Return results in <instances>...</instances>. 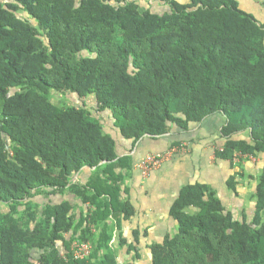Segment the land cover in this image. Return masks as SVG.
Wrapping results in <instances>:
<instances>
[{"label":"trees","instance_id":"16d2710c","mask_svg":"<svg viewBox=\"0 0 264 264\" xmlns=\"http://www.w3.org/2000/svg\"><path fill=\"white\" fill-rule=\"evenodd\" d=\"M8 1H0V201L20 203L48 186L69 187L89 202L79 189L93 190L87 223L99 229L98 264H117L110 216L134 213L109 176L129 168V158L118 155L115 139L86 108L53 104L52 89L93 95L132 143L220 113L226 142L216 157L264 153V22L238 0H162L168 6L162 12H141L137 0ZM19 10L37 27L17 17ZM240 133L246 137H232ZM83 166L101 170L97 185L70 181ZM255 196L257 212L247 223L224 213L210 186L181 187L170 214L178 235L193 244L195 263L204 261V241L209 252L216 242L226 245L235 264H264V160ZM189 206L197 211L186 213ZM72 207L67 200L51 206L32 228L0 222V264H33L36 250L42 264H90L55 247L71 228ZM158 249L152 247V264H161Z\"/></svg>","mask_w":264,"mask_h":264},{"label":"rangeland","instance_id":"374dc122","mask_svg":"<svg viewBox=\"0 0 264 264\" xmlns=\"http://www.w3.org/2000/svg\"><path fill=\"white\" fill-rule=\"evenodd\" d=\"M0 1L3 5L9 2L8 0ZM137 2L141 12L146 9L162 12L168 7L162 0H137ZM254 2L252 3L251 0L244 1L241 6L247 8L254 4L256 6H253L254 10H259V16L262 18L264 16V7L258 1ZM16 15L37 27V22L25 11L19 10ZM38 30L40 40L46 43L47 40L44 33H42L43 30L39 28ZM81 54L83 56L91 55L87 51H83ZM50 100L58 106L86 108L90 115L99 121L105 133L112 135V137L113 134L118 133L116 119L109 110H100L98 108L93 95L78 97L71 92L60 93L52 89L50 91ZM221 123L222 120H213L203 126L202 129H205V133L199 134L197 138L202 141L208 139V141H203L205 144L201 143L202 148H200L201 155H199V158H197L198 152L196 151L195 153L192 145L189 147L187 144L189 149L184 154L178 153L164 162L170 161L173 165L193 170L186 184L199 182L210 186L214 190L216 197L220 199L224 213H229L233 220L250 223L257 212L255 188L262 171L264 153L239 157L238 153L234 152L232 158L228 160L216 157L215 152L221 151L226 142V139L219 132ZM200 126L197 127L199 132ZM232 137L234 139L245 138L246 134H235ZM136 142L128 145L123 154L120 153L121 156L129 158V162L132 155L131 152L136 147ZM194 153L195 157H193ZM205 159L206 164H204ZM161 166L148 176H143L140 172L137 178L134 176L133 171L130 172L131 164L129 168H116L115 174L109 175L113 178L112 182L118 190L119 199L121 201L128 200L134 208L133 215L128 219L123 218L120 214H113L108 219V224L113 226L109 235V245L116 250L117 264H152L154 255L152 247L154 245H159L158 251L161 264H235L226 245L216 242L212 251L209 252L207 250L208 247L203 244L204 241L200 242V249L206 251L204 261L201 262L199 259L195 263L194 260L196 258L193 253L195 251L191 247L193 244L178 235L177 221L170 214V208L179 193H175L177 192V187L167 191L169 193L166 194L169 197L165 198V195L160 190L161 186L159 183H156V181L148 183L150 182L148 181L149 177L154 172H157ZM97 173L101 174V170L83 166L78 172L70 176V181L94 186L99 183L96 180ZM177 179L180 178L177 177ZM228 180L235 183L234 188L228 187ZM186 184H180V189ZM79 190L81 194H85L93 200L91 197L93 190L90 192L83 188ZM133 191L135 192L134 195L137 196L136 199L132 198ZM141 192L144 193L143 197ZM153 192H155L154 196H152ZM175 194L176 197L171 201L170 197L175 196ZM63 200H67L73 205L72 210L68 213L72 225L68 231L61 232V239L56 241V249L65 257L70 253L73 243L87 244L89 252L85 259L87 258L90 264H98L99 259L94 258L93 254L99 229L95 228L93 224L87 223L89 215L94 209V204L91 200L84 202L69 187L64 189H53L48 186L37 187L27 199L22 200L20 203L0 201V222L5 223L9 220H14L22 228H32L37 222L49 215L48 212L51 206ZM196 211L197 209L192 206L185 209V212L190 214ZM195 237L194 240L198 238L197 235ZM165 243H169V245H165ZM210 244H213V241ZM262 247L264 248V244ZM40 253L38 250L32 253L33 264H42L39 259Z\"/></svg>","mask_w":264,"mask_h":264},{"label":"crops","instance_id":"0c3cea01","mask_svg":"<svg viewBox=\"0 0 264 264\" xmlns=\"http://www.w3.org/2000/svg\"><path fill=\"white\" fill-rule=\"evenodd\" d=\"M238 1H239L240 6H241L242 2L249 1V0H238ZM251 1H252V3H255L254 2L255 0H251ZM253 6H254V4L248 6L247 8H244L243 6H241V7H243L244 10L251 12L260 22H264V16H262V18H261L259 16V14H260L259 10L256 9V11H255L254 7H256V6H254V7ZM151 11H153V10H151ZM213 120H222V123L219 127V132H220L222 125L225 123V116L220 114V113H215V114H212V115L206 117L203 121H201L199 123H189L187 130H182L175 125H171L170 130L161 136H158L156 138H151L148 136L142 137L141 139H139L136 142V147L131 152L132 155L130 158V164H131L130 172L133 171L135 174L134 176L137 178L138 175L140 174L139 164L147 155L164 152L167 148L177 145V143L178 144L186 143L189 145V147H191V145H192V149L195 151V153H196V151L198 152L197 158H199L200 157L199 155H201V152H200L201 149L200 148H202L201 143L205 144V142H203V141H208V139H205L202 141L201 139H198L197 136H199V134L202 135L203 133H205V129H202L203 126H205L206 123L209 124V121L212 122ZM199 125H201L200 126L201 127L200 132H199V130H197V127H199ZM113 137H114L115 142H116V152L118 153L119 156H121L120 153L123 154L126 151L125 149H127L128 145H130L132 143V140L123 138L119 133L113 134ZM176 141H179V142H176ZM195 153H194L193 157L196 156ZM197 162H198V160H197ZM204 164H206V159L204 161ZM192 171L193 170H190V169H184L182 166L180 167L178 165H173L172 162L167 161V162H164L162 164L161 168L157 172H154L153 175H151V177H149L148 181H150V182H148V183L150 184V183H153L154 181H156V183H159L161 186L160 187L161 192L165 195V198H168L169 195L166 193H169V192H167V191L177 187L176 188L177 192H175V193H178L180 190V184H186V182L191 177L190 175L192 174ZM226 174H227V172H226ZM177 177L180 179H177ZM154 178H155V180H153ZM136 187H138V186H136ZM134 193L135 192L133 191L132 198L136 199L137 196H135ZM143 194L144 193L141 192L142 197H143ZM154 195H155V192H153L152 196H154ZM175 197H176V194H175V196L170 197V200L172 201V199H174ZM136 210H137V207H136Z\"/></svg>","mask_w":264,"mask_h":264},{"label":"built area","instance_id":"2783aa9c","mask_svg":"<svg viewBox=\"0 0 264 264\" xmlns=\"http://www.w3.org/2000/svg\"><path fill=\"white\" fill-rule=\"evenodd\" d=\"M188 145L186 143H180L175 146H171L167 148L164 152L157 153V154H149L147 155L139 164V171L143 176H148L152 171L156 170L161 166V164L179 154H184L185 151H187ZM239 157L244 156L238 154ZM89 252V246L84 243H73V245L70 248V253L73 259H84Z\"/></svg>","mask_w":264,"mask_h":264}]
</instances>
